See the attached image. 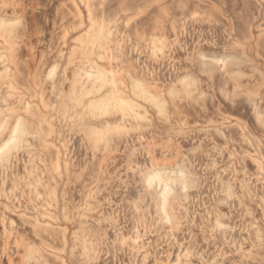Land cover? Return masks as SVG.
<instances>
[{
    "label": "rangeland",
    "instance_id": "1",
    "mask_svg": "<svg viewBox=\"0 0 264 264\" xmlns=\"http://www.w3.org/2000/svg\"><path fill=\"white\" fill-rule=\"evenodd\" d=\"M0 264H264V0H0Z\"/></svg>",
    "mask_w": 264,
    "mask_h": 264
},
{
    "label": "bare ground",
    "instance_id": "2",
    "mask_svg": "<svg viewBox=\"0 0 264 264\" xmlns=\"http://www.w3.org/2000/svg\"><path fill=\"white\" fill-rule=\"evenodd\" d=\"M101 33V32H100ZM100 35V34H99ZM102 36V35H101ZM130 47V46H129ZM150 63V62H149ZM58 83V82H57ZM58 104V103H57ZM122 117V116H121ZM119 118V117H118ZM133 123V122H132ZM52 126V125H51ZM195 136V135H194ZM141 139V138H140ZM73 146V145H72ZM76 154V153H75ZM139 154V153H138ZM82 166V165H81ZM14 170V169H13ZM27 170V169H26ZM212 171V170H211ZM133 175V174H132ZM5 178V177H4ZM7 179V178H6ZM4 180V179H3ZM152 180H158L159 182L161 181V175L160 174H155L152 176ZM227 180V179H226ZM142 186V185H141ZM202 186V185H201ZM215 189V188H214ZM57 191V190H56ZM259 192V191H258ZM62 196V195H61ZM73 201V200H72ZM263 201V200H262ZM137 206V205H136ZM197 207V206H196ZM25 209V208H24ZM58 210V209H57ZM123 210V209H122ZM184 214V213H183ZM44 220V219H43ZM55 222V221H54ZM119 236V235H118ZM134 250V249H133ZM158 257V256H157ZM226 260V259H225ZM203 261V260H202Z\"/></svg>",
    "mask_w": 264,
    "mask_h": 264
}]
</instances>
